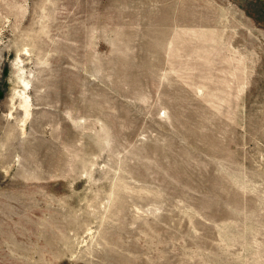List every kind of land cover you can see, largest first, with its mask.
Returning <instances> with one entry per match:
<instances>
[{"label":"rangeland","instance_id":"1","mask_svg":"<svg viewBox=\"0 0 264 264\" xmlns=\"http://www.w3.org/2000/svg\"><path fill=\"white\" fill-rule=\"evenodd\" d=\"M0 264H264V0H0Z\"/></svg>","mask_w":264,"mask_h":264}]
</instances>
